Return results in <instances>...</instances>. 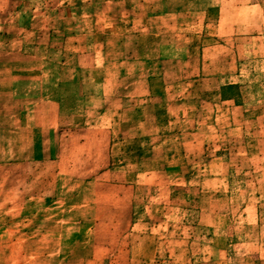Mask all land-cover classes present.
<instances>
[{
  "label": "rangeland",
  "instance_id": "1",
  "mask_svg": "<svg viewBox=\"0 0 264 264\" xmlns=\"http://www.w3.org/2000/svg\"><path fill=\"white\" fill-rule=\"evenodd\" d=\"M0 264H264V0H0Z\"/></svg>",
  "mask_w": 264,
  "mask_h": 264
}]
</instances>
